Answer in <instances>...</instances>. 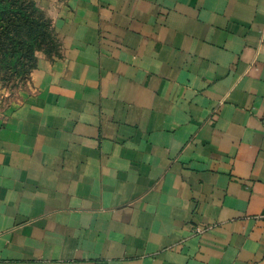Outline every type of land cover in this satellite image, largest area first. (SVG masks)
<instances>
[{
	"label": "crops",
	"instance_id": "0c3cea01",
	"mask_svg": "<svg viewBox=\"0 0 264 264\" xmlns=\"http://www.w3.org/2000/svg\"><path fill=\"white\" fill-rule=\"evenodd\" d=\"M55 26L0 108V264H264V0H60Z\"/></svg>",
	"mask_w": 264,
	"mask_h": 264
},
{
	"label": "rangeland",
	"instance_id": "374dc122",
	"mask_svg": "<svg viewBox=\"0 0 264 264\" xmlns=\"http://www.w3.org/2000/svg\"><path fill=\"white\" fill-rule=\"evenodd\" d=\"M59 7L60 0H0V108L19 102L40 61L63 57Z\"/></svg>",
	"mask_w": 264,
	"mask_h": 264
},
{
	"label": "built area",
	"instance_id": "2783aa9c",
	"mask_svg": "<svg viewBox=\"0 0 264 264\" xmlns=\"http://www.w3.org/2000/svg\"><path fill=\"white\" fill-rule=\"evenodd\" d=\"M197 232H198V233H201V232H202V230H201V229H198V230H197Z\"/></svg>",
	"mask_w": 264,
	"mask_h": 264
}]
</instances>
